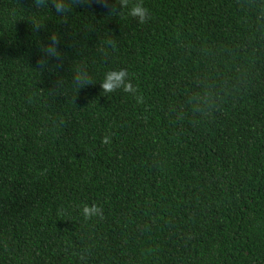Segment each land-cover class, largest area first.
Returning a JSON list of instances; mask_svg holds the SVG:
<instances>
[{
  "label": "trees",
  "instance_id": "1",
  "mask_svg": "<svg viewBox=\"0 0 264 264\" xmlns=\"http://www.w3.org/2000/svg\"><path fill=\"white\" fill-rule=\"evenodd\" d=\"M68 7L0 0V264H264V0Z\"/></svg>",
  "mask_w": 264,
  "mask_h": 264
},
{
  "label": "clouds",
  "instance_id": "2",
  "mask_svg": "<svg viewBox=\"0 0 264 264\" xmlns=\"http://www.w3.org/2000/svg\"><path fill=\"white\" fill-rule=\"evenodd\" d=\"M43 4L44 0H40ZM69 0H51L52 7L59 14L65 13L69 10L68 7ZM129 15L137 18L138 22L143 23L148 19L147 10L141 5L136 4L134 7L129 9ZM55 44V40H53ZM54 48H49V52H54ZM78 80H87V77L80 75L77 77ZM101 88L106 93H112L117 90H122L126 93H135V88L132 82L128 79V72L125 69L110 70L104 74L103 81L101 82ZM108 142V138H104V143ZM82 214L86 218H91L95 216L102 215L101 208L97 204H85L81 209Z\"/></svg>",
  "mask_w": 264,
  "mask_h": 264
}]
</instances>
